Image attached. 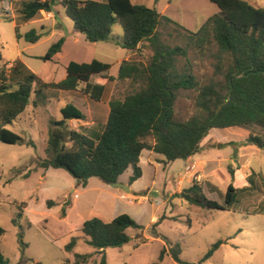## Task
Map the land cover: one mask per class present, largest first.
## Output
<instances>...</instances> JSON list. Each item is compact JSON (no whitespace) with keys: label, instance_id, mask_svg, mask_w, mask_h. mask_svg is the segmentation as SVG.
<instances>
[{"label":"rangeland","instance_id":"rangeland-1","mask_svg":"<svg viewBox=\"0 0 264 264\" xmlns=\"http://www.w3.org/2000/svg\"><path fill=\"white\" fill-rule=\"evenodd\" d=\"M246 1L264 8V0ZM132 2L154 8L178 24L162 22L157 33L162 44L186 51L184 57L176 58V65L179 70L186 68L195 77L198 88L177 91L174 117L184 121L201 114L202 111L196 107L198 89L222 83L221 73L228 59L212 43L202 47L191 45L188 32H196L197 29L190 30L182 23L183 20L195 21V25H199L207 16L218 12L216 5L209 0ZM19 9L20 0H0V67L5 70L7 84L12 83V88L27 72L35 74L45 83H58L64 79L69 62L89 63L96 59L110 65L106 75L116 77L120 62L129 55L130 61L144 65L151 58L152 51L146 43L128 51L111 43L85 41L83 35L74 31L72 22L57 3L49 10L40 11L34 18H37L35 23H22ZM15 25L21 35L34 29L41 34V38L34 44L24 39L17 40ZM121 35L120 26L114 24L111 37L118 39ZM61 38L64 39L61 52L52 61L39 59ZM17 62L25 69L19 67L21 72L14 76L10 67ZM219 66L220 73L216 71ZM97 78L92 76L89 82L93 84ZM84 86L80 83L76 91L45 90L38 96L36 107L29 104L18 119L6 127L34 143L31 147L0 142V227L4 230L0 249L8 264H63L64 261L74 264L75 254H89L86 264H98L100 255L85 243L80 228L84 221L92 217L99 216L109 221L120 214L128 215L138 228L126 230L128 241L121 247L102 250L106 264H176L168 252L161 261L158 260L161 250L168 248L166 241L171 245L177 244L180 259L188 263L198 264L212 244L223 241L212 256L200 264H264V149L242 144L249 134L264 138V129L250 126L210 130L201 142L199 155L207 162L202 168H195V164L191 165L192 161L165 163L161 155L143 151L139 158L142 175L130 185L129 192L96 177L89 178L87 186L82 188L66 171L43 170L37 165L38 160L47 158L45 148L51 122L60 121L59 109L65 104H72L86 119L78 123L67 121L66 130L88 134L85 132L88 125L81 124L89 122L90 110L95 112L102 107L107 108L103 102L123 99L138 89L137 85L127 80L108 82L102 101L97 105L83 94ZM99 120L95 118L92 126L94 133H99L103 127ZM148 141L152 143V140ZM65 145L69 147L70 143ZM228 166L234 171L233 186L237 192L234 202L226 210L189 205L177 196L196 181L207 198L223 205L230 183ZM131 173L128 169L117 182L128 187ZM47 201H52L53 206L48 207ZM21 203H25L24 209L19 208ZM20 211L18 221L26 244L23 251L17 243L18 228L11 222ZM159 219L160 222L153 227ZM71 238L76 239V245L68 253L64 248Z\"/></svg>","mask_w":264,"mask_h":264},{"label":"trees","instance_id":"trees-1","mask_svg":"<svg viewBox=\"0 0 264 264\" xmlns=\"http://www.w3.org/2000/svg\"><path fill=\"white\" fill-rule=\"evenodd\" d=\"M209 1L216 5L218 12L208 17L196 32H188V40L196 47L214 44L221 55L227 56L228 64L221 73L222 83L198 89L196 107L202 113L180 121L174 117L176 93L178 90H196L198 83L186 68H177L176 58L184 57L186 51L180 47H168L159 39V25L162 22L178 25L176 22L154 8L133 4L131 0H22L19 9L22 23L34 19L40 11L57 3L72 22L74 31L83 35L85 41H111L130 51L146 43L152 55L146 65L123 60L116 77L105 74L110 69L109 64L92 59L89 63L69 62L64 79L58 83H45L35 74L27 72L15 82V88H12V83L7 84L8 76L0 67V142L34 147L31 140L26 141L6 127L16 121L29 104L36 107L38 96L45 90L76 91L78 85L83 83V94L98 102L106 84L114 80H127L137 85L138 89L123 99L109 100L106 122L100 132L92 136L77 130H66L67 121H84L86 117L72 104L61 107L59 114L62 119L51 122L52 127L48 130L47 158L37 162L40 169L64 170L82 188L87 186L91 177L113 184L130 169L132 173L128 185H131L142 175L139 158L143 151L161 155L165 163L186 160L201 152V142L212 129L250 126L264 129V8L255 7L246 0ZM116 23L122 31L120 39L111 37L112 26ZM14 31L17 40L24 39L27 43L34 44L41 38V34L34 29L21 35L15 25ZM63 44V38L57 40L39 59L52 61L61 52ZM19 67L25 69L17 62L10 67V73L19 75ZM216 68L220 73V66ZM92 76H98L93 84L89 82ZM66 142L70 143L69 147L65 145ZM242 144L264 149V138L249 134ZM227 172L230 183L223 205L207 198L196 181L177 196L189 205L224 211L232 205L237 192L233 186L234 171L228 166ZM46 204L53 206L52 201ZM19 208L24 209L25 203H21ZM20 216L21 211L11 222L18 228L17 243L23 251L26 244L18 221ZM159 222L160 219L153 227ZM128 228H138V225L128 215L120 214L110 221L99 216L92 217L83 222L80 231L85 243L100 255L98 264H106L102 250L125 244L128 241ZM3 234L4 230L0 227V239ZM153 234L156 235L154 230ZM223 243L217 241L212 244L198 264L210 258ZM75 245L76 239L71 238L64 250L70 253ZM167 245V249L161 250L159 261L168 252L176 264H193L180 259L177 244L171 245L166 241ZM89 259V254H75L74 264H86ZM0 264H8L1 249Z\"/></svg>","mask_w":264,"mask_h":264},{"label":"crops","instance_id":"crops-1","mask_svg":"<svg viewBox=\"0 0 264 264\" xmlns=\"http://www.w3.org/2000/svg\"><path fill=\"white\" fill-rule=\"evenodd\" d=\"M106 0H104V1H100V2H105ZM20 2H21V0H20ZM131 2H132V0H131ZM133 3V2H132ZM134 4V3H133ZM217 10H218V8H216ZM49 12V11H48ZM159 13V12H158ZM44 14H51V13H44ZM160 14H162V13H160ZM163 15V14H162ZM47 17V16H46ZM208 18V16L205 18V19H203V21L199 24V25H195V21H184L183 20V23H182V25L183 26H185L186 28H188V29H190V30H195V29H198L204 22H205V20ZM37 19V18H36ZM36 19H32V20H30V21H28L27 23H35L37 20ZM49 19V18H48ZM121 37H118V39H120ZM105 43H111V44H113L111 41H106ZM114 45V44H113ZM116 46V45H115ZM118 47V46H117ZM128 51H130V50H128ZM124 60H130V55H129V57L127 58V59H124ZM122 62V61H121ZM120 62V63H121ZM102 98V97H101ZM100 101H102L101 99H100ZM100 101H98V102H96L97 103V105H98V103L100 102ZM108 102L109 101H107V102H103V103H105L106 105H107V108H105V107H102V108H100V109H97V111H95V112H92L91 110L89 111V122L88 123H85V124H81V125H88L87 127L88 128H85L86 130H85V132L86 133H88V134H95L94 133V131L92 130V126L94 125V121H95V118L97 117V118H99L100 120H99V123H101V125L103 126L104 124H105V122H106V119H107V116H108V111H109V108H108ZM98 112V113H97ZM86 117V116H85ZM18 119V118H17ZM72 121H74L75 123H78V122H83V121H77V120H72ZM78 125V124H77ZM100 125V126H101ZM78 131V130H77ZM149 152V151H148ZM201 153V152H200ZM200 153H198V154H195V155H193V156H191V157H189V158H187L186 160H184V162L185 163H188V162H191L192 161V163H191V165L192 164H195V168L197 167V168H202V166H204V164H206L207 162H206V160H205V157H201L199 154ZM142 154V153H141ZM141 156V155H140ZM190 165V166H191ZM207 165V164H206ZM190 166H186V168H190ZM209 175V174H208ZM201 176V175H200ZM79 184V183H78ZM87 184H88V181H87ZM128 187H129V191H130V185H127ZM169 195H171V194H169ZM110 221V220H109Z\"/></svg>","mask_w":264,"mask_h":264},{"label":"water","instance_id":"water-1","mask_svg":"<svg viewBox=\"0 0 264 264\" xmlns=\"http://www.w3.org/2000/svg\"><path fill=\"white\" fill-rule=\"evenodd\" d=\"M47 10H49V8H47ZM113 187H118V188H123L125 190V192H129V189L128 187L118 183V182H115L112 184Z\"/></svg>","mask_w":264,"mask_h":264}]
</instances>
